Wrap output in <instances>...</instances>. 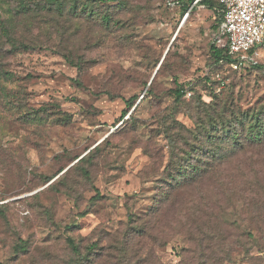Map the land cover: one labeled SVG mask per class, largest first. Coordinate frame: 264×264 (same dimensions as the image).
<instances>
[{
	"label": "rangeland",
	"instance_id": "obj_1",
	"mask_svg": "<svg viewBox=\"0 0 264 264\" xmlns=\"http://www.w3.org/2000/svg\"><path fill=\"white\" fill-rule=\"evenodd\" d=\"M197 1L0 0V264H90L70 238L105 249L99 264H264V226L239 211L230 233L128 254L129 214L147 215L172 152L186 155L191 108L264 106V63H215L217 13Z\"/></svg>",
	"mask_w": 264,
	"mask_h": 264
},
{
	"label": "trees",
	"instance_id": "obj_2",
	"mask_svg": "<svg viewBox=\"0 0 264 264\" xmlns=\"http://www.w3.org/2000/svg\"><path fill=\"white\" fill-rule=\"evenodd\" d=\"M196 4L214 10L218 14L217 25L220 23L222 11L218 0H198ZM212 55L218 65L240 71L230 66L232 57L225 48L214 44ZM260 63L244 69L259 67ZM4 74L7 76L8 73ZM4 74L0 73V76ZM175 93L178 99L186 95L183 88H177ZM203 105L191 108L195 128L189 131L187 140L190 143L185 149L187 156L182 154L183 151V156L172 152L166 171L168 175L162 176L158 182L154 204L147 215L136 217L129 214L131 227L128 228L129 235H126V242L132 241L126 243V246H131L128 248L129 255L130 251L139 253L146 250L147 257L152 261L153 246L165 244L173 236L190 237L193 233H203L204 238L207 233H230L226 219L234 211H239L256 228L264 226V106L260 104L254 109L244 110L235 101L219 95L212 96V100ZM131 107L132 104L127 102L122 123L117 129L130 118L137 106L124 119ZM45 110L47 108L43 107L37 113ZM100 145L92 150H97ZM188 148L193 151L189 152ZM175 158H179L177 168L174 166V161L177 162ZM67 172L62 173L60 180ZM50 189L56 190L54 183L50 184ZM66 192L78 202V197L73 195L76 189L68 188ZM39 196L36 194L34 197ZM1 209L0 205V215L3 216ZM75 227L77 225L73 224L69 229ZM69 243L79 259L93 258L90 264H99L104 257H108L105 249L97 251L96 243L85 249L71 238ZM112 243L114 247L110 248L119 252V241L112 240ZM20 248L24 250L22 252L26 251V245ZM128 264H133L132 259Z\"/></svg>",
	"mask_w": 264,
	"mask_h": 264
},
{
	"label": "built area",
	"instance_id": "obj_3",
	"mask_svg": "<svg viewBox=\"0 0 264 264\" xmlns=\"http://www.w3.org/2000/svg\"><path fill=\"white\" fill-rule=\"evenodd\" d=\"M218 2L222 19L214 44L225 48L232 57L230 66L242 70L264 61V0Z\"/></svg>",
	"mask_w": 264,
	"mask_h": 264
},
{
	"label": "crops",
	"instance_id": "obj_4",
	"mask_svg": "<svg viewBox=\"0 0 264 264\" xmlns=\"http://www.w3.org/2000/svg\"><path fill=\"white\" fill-rule=\"evenodd\" d=\"M196 3H197V2H196ZM193 7H194V6H191V9H192ZM215 18H216V19L218 18V14H216ZM217 26L219 27V24H218ZM218 27H217L216 31L218 30ZM216 31H215V33H216ZM214 37H215V36H214Z\"/></svg>",
	"mask_w": 264,
	"mask_h": 264
},
{
	"label": "water",
	"instance_id": "obj_5",
	"mask_svg": "<svg viewBox=\"0 0 264 264\" xmlns=\"http://www.w3.org/2000/svg\"><path fill=\"white\" fill-rule=\"evenodd\" d=\"M136 106H137V105H136ZM136 106H135V107H136ZM135 107H134V108H135ZM134 108H133V109H134Z\"/></svg>",
	"mask_w": 264,
	"mask_h": 264
}]
</instances>
